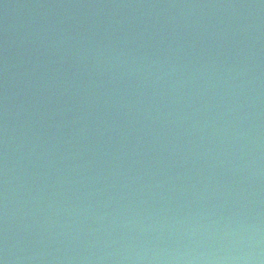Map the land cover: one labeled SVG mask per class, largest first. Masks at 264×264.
<instances>
[{
  "label": "water",
  "instance_id": "95a60500",
  "mask_svg": "<svg viewBox=\"0 0 264 264\" xmlns=\"http://www.w3.org/2000/svg\"><path fill=\"white\" fill-rule=\"evenodd\" d=\"M0 264H264V0H0Z\"/></svg>",
  "mask_w": 264,
  "mask_h": 264
}]
</instances>
